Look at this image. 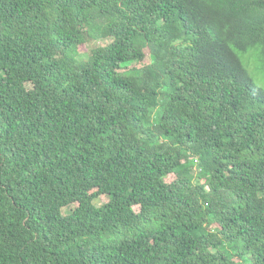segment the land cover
Masks as SVG:
<instances>
[{
  "label": "trees",
  "instance_id": "16d2710c",
  "mask_svg": "<svg viewBox=\"0 0 264 264\" xmlns=\"http://www.w3.org/2000/svg\"><path fill=\"white\" fill-rule=\"evenodd\" d=\"M0 264H264V0H0Z\"/></svg>",
  "mask_w": 264,
  "mask_h": 264
},
{
  "label": "rangeland",
  "instance_id": "374dc122",
  "mask_svg": "<svg viewBox=\"0 0 264 264\" xmlns=\"http://www.w3.org/2000/svg\"><path fill=\"white\" fill-rule=\"evenodd\" d=\"M89 45H91V47H93V46H95V45H96V42H91L90 44H88V46H87V47H89ZM82 48H83V49H85V47H84V46H82ZM253 67H254V65H252V66L250 67V69H252ZM256 82H257L258 84H261V85H262L261 81H259V80H256Z\"/></svg>",
  "mask_w": 264,
  "mask_h": 264
}]
</instances>
